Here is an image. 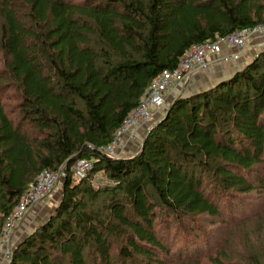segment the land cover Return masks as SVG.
Returning a JSON list of instances; mask_svg holds the SVG:
<instances>
[{
  "label": "trees",
  "instance_id": "16d2710c",
  "mask_svg": "<svg viewBox=\"0 0 264 264\" xmlns=\"http://www.w3.org/2000/svg\"><path fill=\"white\" fill-rule=\"evenodd\" d=\"M0 18L19 93L9 105L0 86V231L43 169L66 173L58 212L19 244L10 264H113L102 222L120 238L124 264L136 255L163 264L160 254L171 251L159 209L221 217L224 198L264 190L254 176L264 155V50L232 77L174 97L134 156L101 150L153 79L192 45L264 25V0H0ZM80 158L93 168L74 183ZM206 169L216 176L207 183ZM99 171L114 180L104 188L113 193L106 221L78 196L84 184L97 197ZM177 242L179 255H197Z\"/></svg>",
  "mask_w": 264,
  "mask_h": 264
},
{
  "label": "rangeland",
  "instance_id": "374dc122",
  "mask_svg": "<svg viewBox=\"0 0 264 264\" xmlns=\"http://www.w3.org/2000/svg\"><path fill=\"white\" fill-rule=\"evenodd\" d=\"M76 2H83L85 0H74ZM2 20L0 18V86L6 88L5 102L12 105L17 102L19 96L18 85L15 78L8 72L9 55L5 52L1 45V31ZM259 38V37H257ZM257 38L252 40L250 44L242 51V55L232 59L219 60L217 63L207 64L200 70L186 77L194 86L190 88L180 86L182 90L179 94H190L191 92L202 91L211 85H215L218 81L232 77L236 72L245 68L250 61H252L259 52H262L264 47H257L259 43ZM243 53H252L249 58L242 60ZM229 55V54H228ZM225 55L224 57H228ZM241 57V58H239ZM223 57H221L222 59ZM218 59L216 57L214 60ZM214 67L209 71V68ZM191 79H194L193 81ZM185 81V82H187ZM179 89V88H178ZM177 96V95H176ZM174 96V97H176ZM144 144L143 136L139 142L134 146H128L123 154H117L115 158L131 157L139 152ZM255 177L264 179V155L263 161L256 166ZM205 181L216 178L213 170L203 171ZM97 176V177H96ZM94 177V188L98 190V195L93 198L91 194L84 193L83 189L86 185L81 184L78 191V196L81 197L83 203L89 205V210H94L100 213V219L105 220L108 217V199L113 194L110 191H104L108 185L113 186L114 180L110 179L105 172L99 171ZM64 177L61 176L56 184L55 190L50 195V201L42 206L36 205L30 209L25 217L20 222V226L15 230V249L21 242L33 233L41 224H44L52 215L58 212L60 202L63 200ZM73 181L79 182L78 178L73 175ZM106 186V187H105ZM109 188V187H108ZM106 188V189H108ZM123 192L118 191V196L123 197ZM222 215L221 217H213L208 214L194 216V218L184 219L183 216H177L157 211V225L158 228H166L161 234L164 241L170 248V255L160 254L163 264H216L213 262V257H219L222 262L231 264H264V190H254L249 194H242L224 198L221 203ZM39 210L32 214L33 209ZM4 221V220H3ZM4 223V222H2ZM107 223L102 222V232L109 238L111 243L110 253L113 256V264H124L120 256L119 249L121 248V240L115 233H109L106 228ZM187 227V229H186ZM197 231L190 232V229ZM158 230V229H157ZM185 241L186 245L191 246L197 252V255L192 256L191 260L186 255H179L177 251V241ZM90 253V252H89ZM199 260L195 263V259ZM123 263H122V262ZM127 264V263H126ZM128 264H148L147 259L136 255L133 262Z\"/></svg>",
  "mask_w": 264,
  "mask_h": 264
},
{
  "label": "built area",
  "instance_id": "2783aa9c",
  "mask_svg": "<svg viewBox=\"0 0 264 264\" xmlns=\"http://www.w3.org/2000/svg\"><path fill=\"white\" fill-rule=\"evenodd\" d=\"M262 35H264V25H256L249 29H236L215 41L192 45L180 59L176 68L165 70L153 79L138 107L122 121L123 123L116 131L113 140L101 150L106 155L113 157L120 153L122 155L128 147V142L138 143L139 139L144 137L146 132L165 112L170 104L168 95L172 89L183 85L186 77L200 70L210 60L217 57L223 46L235 51L234 58L252 40ZM258 46L264 47V44L259 43ZM92 168V159L80 158L72 167V172L78 179H82L87 177ZM65 174L62 170L43 169L27 189V192L20 197L0 231V264L11 263L12 254L15 250V230L20 226V222L27 212L49 197L55 190L60 177H65Z\"/></svg>",
  "mask_w": 264,
  "mask_h": 264
},
{
  "label": "crops",
  "instance_id": "0c3cea01",
  "mask_svg": "<svg viewBox=\"0 0 264 264\" xmlns=\"http://www.w3.org/2000/svg\"><path fill=\"white\" fill-rule=\"evenodd\" d=\"M257 40H258V42L259 43H263L264 44V35H262V36H260L259 38H257ZM258 43V44H259ZM257 46V45H256ZM234 53H235V51H233L232 49H230V48H228V47H224L223 46V48H222V51H221V53L220 54H218V59H216V60H214L216 57H214L212 60H210L208 63L209 64H213V63H217L219 60H224V59H232L233 58V56H234ZM242 53V52H241ZM241 53H238V54H241ZM229 54V55H228ZM244 55L242 56V58L241 57H239V58H241L242 60H244V59H246V58H249L251 55H252V53H243ZM225 55H228V57H224ZM242 55V54H241ZM221 57H223L222 59H221ZM233 61H234V58L232 59ZM207 63V64H208ZM206 64V65H207ZM205 65V66H206ZM214 67H211V68H209V71H211V69H213ZM192 81L194 80V79H191ZM187 81V80H186ZM192 86H194V84H193V82L192 83H190V81L188 82H185L183 85H182V87L184 88V87H186L187 89L188 88H190V87H192ZM179 88V89H178ZM181 88H180V85L179 86H176L174 89H172L170 92H169V95H168V98H169V102L174 98V96H176V95H178L182 90H180ZM135 144H137V143H134V142H132V141H129L128 142V146H134ZM50 201V196L49 197H47L46 199H44L43 200V202L42 203H40L39 204V206H42L43 204H45V203H47V202H49ZM38 206V205H37ZM39 209L38 208H36V209H33V211H32V214H34L36 211H38Z\"/></svg>",
  "mask_w": 264,
  "mask_h": 264
}]
</instances>
